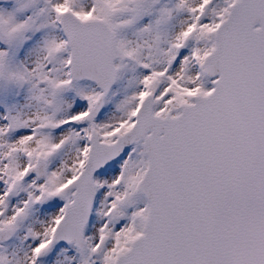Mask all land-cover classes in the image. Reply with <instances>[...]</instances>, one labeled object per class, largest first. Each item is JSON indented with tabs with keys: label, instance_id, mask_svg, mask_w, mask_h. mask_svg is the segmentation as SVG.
I'll return each instance as SVG.
<instances>
[{
	"label": "snow or ice",
	"instance_id": "obj_1",
	"mask_svg": "<svg viewBox=\"0 0 264 264\" xmlns=\"http://www.w3.org/2000/svg\"><path fill=\"white\" fill-rule=\"evenodd\" d=\"M0 264H264V0H0Z\"/></svg>",
	"mask_w": 264,
	"mask_h": 264
}]
</instances>
